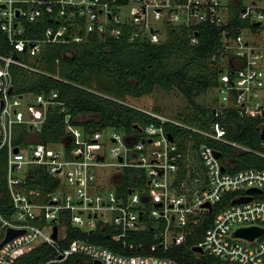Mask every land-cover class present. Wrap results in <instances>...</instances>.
Segmentation results:
<instances>
[{"label": "built area", "instance_id": "built-area-1", "mask_svg": "<svg viewBox=\"0 0 264 264\" xmlns=\"http://www.w3.org/2000/svg\"><path fill=\"white\" fill-rule=\"evenodd\" d=\"M36 24L41 28H30ZM202 26L217 28L221 45L215 119L206 129L147 111L159 124L140 127V137L113 128L86 131L67 117L63 146L29 139L41 131L58 94L14 95L12 69L45 75L33 61L46 45L84 44L94 36L159 44L180 27L197 45ZM0 32L8 46L0 53V150L7 148L6 185L15 209L8 219L0 213V243L9 229L23 232L1 248L0 264H14L43 244L57 254L46 264L73 256L76 264H181L158 253L186 244L212 214L193 247L203 253H194L264 264V234L237 236L240 229L264 230V167L236 170L233 161V152L264 160V139L250 149L229 138L224 122L233 110L260 120L261 134L264 129V0H0ZM22 125L31 131L29 145L15 146ZM105 143L120 145L111 150L118 170L106 179L109 186L96 175L106 165ZM35 169L52 177L50 190L29 185ZM126 169L136 170L134 182L120 194ZM67 222L86 234H106L116 249L85 240L64 246Z\"/></svg>", "mask_w": 264, "mask_h": 264}, {"label": "trees", "instance_id": "trees-1", "mask_svg": "<svg viewBox=\"0 0 264 264\" xmlns=\"http://www.w3.org/2000/svg\"><path fill=\"white\" fill-rule=\"evenodd\" d=\"M41 24L30 25V28H41ZM38 33L41 34L40 30ZM191 35L188 28L180 27L170 30L168 39L159 44H130L97 36L91 37L90 41L84 44L73 46L48 44L33 61L45 75L13 68V94H58V98L49 104L46 121L37 134L38 141L44 145L63 146L68 138L67 117L72 124L86 131L113 128L126 136L140 137L138 129H135L136 125L145 128L150 125L158 126L159 122L146 112L125 103V100L128 96L139 98L153 92L155 87L166 91L178 89L191 105V114L179 119L190 126L206 129L214 122L215 106H201L195 98L208 90H214L217 86L220 31L212 26H202L197 45L191 43ZM7 48L6 38L0 32V53H4ZM172 58L182 61L176 69L169 68ZM207 63L211 68H207L205 72L191 73L195 65L207 67ZM84 116L90 117L84 119ZM224 122L231 140L250 149L259 148L260 120L243 118L230 110L226 113ZM29 136V128L26 125L20 126L17 129L15 146L29 145ZM233 161L236 170L264 167V160L250 152H233ZM6 165L7 148H3L0 150V213L3 218L8 219L15 213V209L6 185ZM135 172V169L125 170L122 185L117 186L120 194L134 182ZM28 181L30 186H40L47 191L53 186L52 177L41 169L29 173ZM213 215H210L208 222L203 224L198 229V234L191 236L186 244L158 255L173 258L181 264H233L209 254L193 252V247L201 241L203 233L209 228ZM67 233V239L63 243L66 247L76 240H85L116 249V246L108 241L106 234H86L74 228L70 222H67ZM149 243L151 244V240L148 245ZM56 256L52 247L43 244L17 258L14 264H46ZM78 259V256H73L63 264H76Z\"/></svg>", "mask_w": 264, "mask_h": 264}, {"label": "rangeland", "instance_id": "rangeland-1", "mask_svg": "<svg viewBox=\"0 0 264 264\" xmlns=\"http://www.w3.org/2000/svg\"><path fill=\"white\" fill-rule=\"evenodd\" d=\"M226 2H229V0H225ZM169 36V32L167 34ZM168 36H166V39H168ZM182 61L177 58H172L169 62V68L176 69ZM207 67H203L201 64L195 65V69L192 68L191 73L199 74L201 72H205L207 68H211V65L208 63L205 64ZM31 99V97H30ZM196 102L200 104L201 106H209L213 107L217 105V93L214 90H208L196 98ZM127 104H130L137 109H140L144 112L151 111L154 113H158L161 115H165L170 118H183L187 114H191V105L187 102V99L184 95L181 94V92L178 89H172L170 91H166L162 89L161 87H155L153 92L147 93L139 98H134L128 96L125 100ZM85 117V116H84ZM90 116H86L84 119L89 118ZM36 129V128H35ZM34 129V133L36 130ZM20 131L23 132V130L20 128ZM29 132L31 134V131L29 129ZM39 133V132H38ZM30 140H38L37 137H30ZM105 155L106 165L96 170V175H100L101 177L105 178V180L102 181L103 184H106V186L110 185V182H107L106 179H109L112 174H114L118 168L115 166V164L118 163L117 158L113 157L111 155V150L113 148H117L120 145L119 144H109L105 143ZM90 262L89 260H87Z\"/></svg>", "mask_w": 264, "mask_h": 264}, {"label": "water", "instance_id": "water-1", "mask_svg": "<svg viewBox=\"0 0 264 264\" xmlns=\"http://www.w3.org/2000/svg\"><path fill=\"white\" fill-rule=\"evenodd\" d=\"M196 35H198V34H196ZM135 129H138L139 131H141V128L138 125L135 126ZM261 138L264 139V129L262 131ZM169 139L172 140V135L171 134H169ZM65 147L69 148V145L65 144ZM17 152H18V148H16V150H15V153H17ZM216 155H217V157H220V153L217 152ZM103 159H104L103 157H100V160H103ZM249 192L250 193H259L260 191L252 189ZM249 200H250L249 198H245V199H242V200L235 201L234 203L246 202V201H249ZM22 233H23L22 231L9 229L7 231V235H6L5 239L3 240V242L0 243V250L8 241H10L11 239L15 238L16 236H18V235H20ZM262 234H264V230L263 229H259V228L240 229L237 232V236L244 237V238H247L249 240H254L256 237H258L259 235H262ZM57 236H58V228L55 227L54 228L53 238L57 239ZM193 251L197 252V253H203V250L200 247H195L193 249ZM95 264H99V263L96 262Z\"/></svg>", "mask_w": 264, "mask_h": 264}]
</instances>
